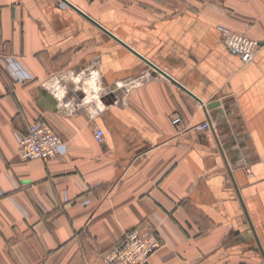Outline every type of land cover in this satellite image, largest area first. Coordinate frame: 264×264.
<instances>
[{
  "label": "crops",
  "instance_id": "crops-1",
  "mask_svg": "<svg viewBox=\"0 0 264 264\" xmlns=\"http://www.w3.org/2000/svg\"><path fill=\"white\" fill-rule=\"evenodd\" d=\"M69 1L204 103L63 1L0 0V264H104L134 228L163 240L145 264H264V0ZM38 119L67 151L23 161Z\"/></svg>",
  "mask_w": 264,
  "mask_h": 264
},
{
  "label": "built area",
  "instance_id": "built-area-1",
  "mask_svg": "<svg viewBox=\"0 0 264 264\" xmlns=\"http://www.w3.org/2000/svg\"><path fill=\"white\" fill-rule=\"evenodd\" d=\"M224 43L228 49L241 57L244 63L253 62L261 49V42L245 33H239L230 27L220 28ZM11 63V59H2L0 63ZM23 70V69H22ZM23 75L26 71L23 70ZM204 105V104H203ZM173 125H180L182 118L174 116ZM201 131L211 130V122L205 121L198 126ZM97 142L104 141V130L95 132ZM19 155L23 161L48 159L63 155L67 144L58 136L52 126L38 119L29 124L28 130L19 139ZM163 246L158 231L152 228H134L125 232L119 244L103 258L104 264H145L157 250Z\"/></svg>",
  "mask_w": 264,
  "mask_h": 264
},
{
  "label": "water",
  "instance_id": "water-1",
  "mask_svg": "<svg viewBox=\"0 0 264 264\" xmlns=\"http://www.w3.org/2000/svg\"><path fill=\"white\" fill-rule=\"evenodd\" d=\"M63 1L65 4L69 5L71 8H73L74 10H76L78 13H80L81 15H83L85 18H87L89 21H91L92 23H94L96 26H98L101 30H103L106 34H108L109 36H111L112 38H114L115 40H117L119 43H121L122 45H124L126 48H128L129 50H131L134 54H136L137 56H139L144 62H146L149 66H151L153 69H155L157 72L163 74L164 76H166L167 78H169L170 80H172L175 84L179 85L181 88H183L184 90H186L187 92H189L190 94H192L193 96H195L201 103H204L203 100H201V98L197 97L193 92H191L190 90H188L182 83H180L178 80H176L174 77H172L170 74H168L167 72H165L163 69H161L159 66H157L156 64H154L153 62H151L149 59H147L145 56H143L142 54H140L138 51L134 50L131 46H129L126 42H124L121 38H119L117 35H115L114 33H112L110 30H108L105 26H103L101 23H99L98 21L94 20L93 18H91L89 15H87L85 12H83L81 9H79L75 4H73L72 2H70L69 0H61ZM44 94L46 96H48V94L50 95V93L44 89L43 90ZM49 97V96H48ZM51 98V97H50ZM52 101L53 105L57 104V99L53 98L50 99ZM221 102L220 101H214L211 104H208L207 107L208 108H214L217 106H220Z\"/></svg>",
  "mask_w": 264,
  "mask_h": 264
},
{
  "label": "clouds",
  "instance_id": "clouds-1",
  "mask_svg": "<svg viewBox=\"0 0 264 264\" xmlns=\"http://www.w3.org/2000/svg\"><path fill=\"white\" fill-rule=\"evenodd\" d=\"M96 74L91 73V74H86L85 72H81L79 77L75 78L73 80V83L78 84L80 80L85 81V88L82 90H85L86 96L88 95V92L86 89H91L92 91H97V85H96ZM86 103L88 101H85Z\"/></svg>",
  "mask_w": 264,
  "mask_h": 264
},
{
  "label": "rangeland",
  "instance_id": "rangeland-1",
  "mask_svg": "<svg viewBox=\"0 0 264 264\" xmlns=\"http://www.w3.org/2000/svg\"><path fill=\"white\" fill-rule=\"evenodd\" d=\"M79 87L82 89H84L85 88V81H82V80H80V82H79ZM87 91H89V90H91V89H86Z\"/></svg>",
  "mask_w": 264,
  "mask_h": 264
}]
</instances>
